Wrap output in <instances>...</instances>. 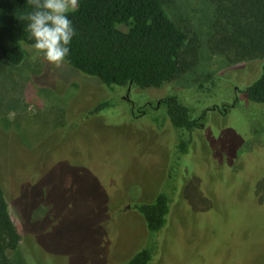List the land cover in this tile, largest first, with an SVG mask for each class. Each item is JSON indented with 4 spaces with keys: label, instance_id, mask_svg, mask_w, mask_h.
Listing matches in <instances>:
<instances>
[{
    "label": "rangeland",
    "instance_id": "374dc122",
    "mask_svg": "<svg viewBox=\"0 0 264 264\" xmlns=\"http://www.w3.org/2000/svg\"><path fill=\"white\" fill-rule=\"evenodd\" d=\"M166 7L198 56L171 85L190 91L193 102L203 96L200 83L219 82L198 103L204 126L181 157L179 131L154 118L162 119L159 107L146 108L147 116L137 108L167 87L130 90L133 107L122 90L112 107L91 114L106 85L67 61L54 68L23 44L25 58L0 71V166L15 188L13 201L6 196L11 216L24 222V261L13 264H127L147 244L151 264H264V103L246 92L260 65L211 50L209 1ZM174 94L191 107L185 92ZM224 103L232 107L213 108ZM164 190L170 211L152 233L129 207Z\"/></svg>",
    "mask_w": 264,
    "mask_h": 264
},
{
    "label": "trees",
    "instance_id": "16d2710c",
    "mask_svg": "<svg viewBox=\"0 0 264 264\" xmlns=\"http://www.w3.org/2000/svg\"><path fill=\"white\" fill-rule=\"evenodd\" d=\"M173 1L79 0V10L68 14L77 34L69 45L70 55L66 61L106 85H103V91H108V96L90 108L91 114L112 107V99H118L114 95L118 97L122 90L126 89L130 97V90L136 88L167 87L168 91L156 103L148 99L137 108L139 114L147 116L146 108L154 110L159 107L162 119L157 115L154 118L158 125L169 120L179 131L177 152L181 157L192 144L193 132L204 126L206 113H197L198 103L205 104L211 95H207V91L212 93L215 83L219 82L212 78L210 85L200 83L198 87L203 96L193 102V97H189L190 91H180L171 85L198 59L197 50H187L188 32L166 7ZM207 1L212 5L214 18L209 39L211 50L231 63L243 61L260 65L258 76L247 86L246 92L251 101L264 103V0ZM30 11L33 8L27 0H0V71L7 63L19 64L25 58L23 44H34L35 41L25 31L28 21L19 19ZM207 12L209 16L210 12ZM177 90L180 94L185 92V102L191 107L174 94ZM129 97L126 98L133 107L134 102ZM163 104L167 106L166 112L161 108ZM231 105L224 103L213 108L224 110ZM132 107L129 110L134 117L136 108ZM35 141L37 138L28 140L34 144ZM8 176L5 168L0 166V264H13L15 258L24 261L20 248L24 222L21 215L19 223L11 216L6 196L13 201L15 188H7L4 179ZM170 202L171 197L164 190L151 202H134L129 209L137 210L147 230L153 233L165 225ZM153 256L154 247L147 244L136 251L127 264H151Z\"/></svg>",
    "mask_w": 264,
    "mask_h": 264
},
{
    "label": "clouds",
    "instance_id": "9594fccd",
    "mask_svg": "<svg viewBox=\"0 0 264 264\" xmlns=\"http://www.w3.org/2000/svg\"><path fill=\"white\" fill-rule=\"evenodd\" d=\"M33 11L19 17L28 21L25 31L35 42L36 54L54 68H61L70 55L69 45L77 34L69 13L79 10V0H27Z\"/></svg>",
    "mask_w": 264,
    "mask_h": 264
},
{
    "label": "flooded vegetation",
    "instance_id": "af4514ba",
    "mask_svg": "<svg viewBox=\"0 0 264 264\" xmlns=\"http://www.w3.org/2000/svg\"><path fill=\"white\" fill-rule=\"evenodd\" d=\"M125 97H129V94H127Z\"/></svg>",
    "mask_w": 264,
    "mask_h": 264
}]
</instances>
